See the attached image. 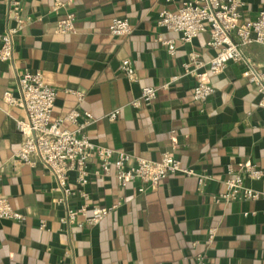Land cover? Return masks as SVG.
Masks as SVG:
<instances>
[{
    "label": "crops",
    "instance_id": "obj_1",
    "mask_svg": "<svg viewBox=\"0 0 264 264\" xmlns=\"http://www.w3.org/2000/svg\"><path fill=\"white\" fill-rule=\"evenodd\" d=\"M10 1L0 0V33L16 26ZM19 1L31 21L16 38L14 60L0 61V195L24 219H0V264H196L203 252L207 264H264V200L214 199L242 166L264 169V110L240 63H230L212 79L216 92L206 103L193 99L196 83L184 76L183 65L191 50L206 62L211 59L209 34L186 45L157 24L162 10L176 11L184 0H59L76 15L75 31L68 34L56 32V0ZM246 4L248 17L264 11V0ZM113 18L127 19L133 33L112 36ZM158 36L177 42L173 57ZM246 53L264 65V47L252 45ZM123 60L133 63L136 83L119 72ZM22 71L43 72L56 89L54 119L77 108L92 115L88 135L93 143L125 151L134 160L159 161L170 151L184 167L212 179L201 190L196 177L176 175L140 193L139 181L121 188L114 177L93 178L86 189L90 209L116 208L94 227L79 225L84 216L73 225L62 223L67 208L55 178L40 163L30 167L13 160L24 141L17 122L26 112L8 105L3 95L12 90L19 96ZM147 86L158 88L157 99L133 108ZM66 89L83 92V102ZM117 109V120L110 121L108 115ZM244 183L264 192V179L245 177ZM70 184L76 187L74 175ZM81 204L71 201L72 207ZM210 229L217 235L207 248Z\"/></svg>",
    "mask_w": 264,
    "mask_h": 264
},
{
    "label": "built area",
    "instance_id": "obj_2",
    "mask_svg": "<svg viewBox=\"0 0 264 264\" xmlns=\"http://www.w3.org/2000/svg\"><path fill=\"white\" fill-rule=\"evenodd\" d=\"M246 0H184L176 10L164 9L159 13L157 24L168 32L175 33L179 40L191 45L201 34L208 33L207 47L214 54L209 61H204L194 50L189 53V62L183 65L184 76L195 80L193 99L201 104L206 103L216 92L212 79L224 73L230 63L244 65L243 77L254 85L259 96L258 108L264 110V65H257L247 55L246 49L252 45L264 47V11L255 17L245 13ZM68 5L56 0L52 11L58 15L56 32L68 34L75 31L76 15L68 9ZM9 14L16 26L0 33V61L12 62L15 56L16 38L31 21L24 13L19 0H11ZM109 32L115 37H126L133 33L127 19L113 18ZM156 41L166 47L168 54L174 56L177 42L158 36ZM119 72L130 83L138 81L137 73L130 60H123ZM177 78L164 87H169ZM17 86L19 96L7 90L3 100L12 107H21L26 112V119L17 122L18 131L24 141L14 153L13 160L21 165L34 167L42 164L55 178L62 190L61 201L66 205V214L61 222L68 225L77 223L79 216H84L80 226H97L114 207H94L90 209V195L87 187L93 178L114 177L121 188L137 181L143 186L140 193L156 190L167 179L176 175L196 177L202 190L212 179L207 174H198L186 168L174 156L173 152H165L161 160L133 159L125 151L103 147L93 143L88 129L94 122L89 113L79 108L68 112L57 119L53 118L57 100L56 89L47 81L41 71H22L18 74ZM79 103L84 100V93L79 90L66 89ZM158 88L144 87L141 96L131 103L135 109L151 105L156 99ZM121 109L108 115L110 121H116ZM73 128H67L65 125ZM228 173L233 174L232 167ZM71 175L75 176V185L70 184ZM245 177L253 181L264 179V169L256 165H244L240 172L225 180L226 190L214 197L218 203L236 201L264 200V192L245 186ZM2 180L0 174V181ZM80 199L79 207H72L73 199ZM254 214V213H253ZM0 219L21 221L24 217L17 213L9 201L0 195ZM43 227V226H42ZM217 230L210 229L205 246H211L216 238ZM196 264H207L206 254L198 253Z\"/></svg>",
    "mask_w": 264,
    "mask_h": 264
}]
</instances>
